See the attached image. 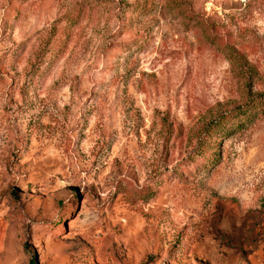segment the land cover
Instances as JSON below:
<instances>
[{"label":"rangeland","instance_id":"rangeland-1","mask_svg":"<svg viewBox=\"0 0 264 264\" xmlns=\"http://www.w3.org/2000/svg\"><path fill=\"white\" fill-rule=\"evenodd\" d=\"M0 264H264V0H0Z\"/></svg>","mask_w":264,"mask_h":264},{"label":"trees","instance_id":"trees-1","mask_svg":"<svg viewBox=\"0 0 264 264\" xmlns=\"http://www.w3.org/2000/svg\"><path fill=\"white\" fill-rule=\"evenodd\" d=\"M255 74H257V71H255Z\"/></svg>","mask_w":264,"mask_h":264}]
</instances>
